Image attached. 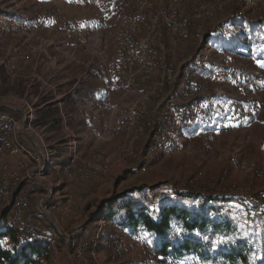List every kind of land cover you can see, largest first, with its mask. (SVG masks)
<instances>
[{"label": "rangeland", "instance_id": "rangeland-1", "mask_svg": "<svg viewBox=\"0 0 264 264\" xmlns=\"http://www.w3.org/2000/svg\"><path fill=\"white\" fill-rule=\"evenodd\" d=\"M140 13L142 19L134 23L131 19ZM162 13H170L169 16L175 17L173 20L178 22L180 18H186L187 37L179 41L169 40ZM0 14H7L0 19L3 25L0 29V78L6 84V87H0V98L5 97L1 101L14 108L27 101L29 94L42 96L49 92L62 106L65 90L75 92L82 81L98 77L95 82L100 90L97 94L99 99L91 107L81 106L73 127L65 124L68 130L63 127L61 133H50L56 136L62 134L61 137L66 139L83 132L95 137L92 149L88 143L84 145L80 159L96 160L99 156L98 162L107 160L109 170L106 173H97L87 179L66 178L54 170V163L50 165L52 153L46 146L49 136L47 138L44 129L26 128L31 136L26 134L29 137L25 138V142L36 154L31 141L34 139L46 154L45 160L40 157L41 165L44 161L48 162L51 166L49 174L55 182L51 183L44 174L45 188L47 193L49 190L54 192L63 212L59 221L50 213L55 226L51 224L57 234H62L59 235L63 240L56 238L49 264H79L70 241L97 239L99 222H92L90 217L103 200L127 193L137 197L141 189H144L142 196L148 199L153 209L160 208L161 204L158 206L156 200L154 202L146 196L148 191L204 195L213 201L217 210L227 206L230 216L239 214L241 222L233 221L235 232L210 233L203 237L204 241L214 239L242 243L241 239L247 238L250 246L263 244L262 229L248 232L243 225L244 221H249L250 213L254 218L264 214V0H0ZM98 30L107 36L106 42L101 43ZM79 31L83 36L78 34ZM208 32L214 38L209 46L205 45ZM247 33L258 35L252 52L226 51L231 43L240 41L239 44L243 45L240 36ZM143 40L163 46L165 60H174L179 66L177 77L171 84L163 83L161 64H156L151 74H146L149 78L140 81L139 74L142 73L139 72L146 69L143 70L139 62L134 66L135 72L122 67L124 75L137 81L138 92L114 94L117 111L125 112L145 103L154 113L167 101L176 103L177 95L181 94L179 91L187 87L185 69L188 67L193 72L196 64H204L217 74L205 78L204 84L198 82L200 85L210 90L211 94L216 86L225 92L224 97H216L208 116L202 117L199 134L192 138L187 136L180 152L150 161L141 157L143 146L149 140L148 129L139 141L130 138L123 130H114L113 139L102 137L106 114H109L103 110L105 64L125 57L127 50L139 48ZM137 56L140 59V55ZM208 78L220 79L224 83L216 85ZM195 80H199L198 76ZM240 81L247 89L241 88ZM59 86H65L64 92H58ZM154 91L163 94V98L151 95ZM168 92L174 93L171 100L167 98ZM198 98L193 100L198 101ZM234 105H240L245 113L251 115L241 125L230 127L228 116ZM63 184H68L64 190L60 187ZM41 190L42 187H38L32 196L34 210L38 209ZM218 200L225 201V205L216 204ZM182 202L186 205L190 201ZM173 226L183 228L178 222ZM141 233L144 234V231L141 230ZM116 234L121 242L116 260L98 251V243L87 251L86 263L149 264L153 261L142 241L144 236L140 240L128 238L120 230H116ZM250 253L247 254L248 264H254L263 257L260 252L259 255ZM195 259L198 257L190 256L174 264H190Z\"/></svg>", "mask_w": 264, "mask_h": 264}, {"label": "built area", "instance_id": "built-area-1", "mask_svg": "<svg viewBox=\"0 0 264 264\" xmlns=\"http://www.w3.org/2000/svg\"><path fill=\"white\" fill-rule=\"evenodd\" d=\"M140 15L141 13L134 15V18L131 20L134 23L139 22L142 19V16ZM169 15L170 13H165L162 16L163 24L168 27L166 35L170 38L169 40L179 41L187 37V19L180 18L179 23L178 21L173 20L175 17H170ZM2 17H7V14H0V19ZM2 27L3 25L0 24V29H2ZM97 33L101 37V43L107 41V36L101 33V31L98 30ZM78 34L83 36V33L80 31ZM152 43L154 42L151 41V43H149L148 40H143L139 48L127 50V55L125 57L122 56L120 58H116V61L105 64L106 73L103 76V83L105 87V93H103V110H106L109 114H106L107 120L103 126L104 135L102 137H105L108 140L110 138L113 139L114 135L112 132L114 130H123L130 138L135 141H139L145 136V130L148 129L149 140L144 144L141 152V157L144 161H150L162 155L168 156L180 152L182 150L183 142L189 134L192 136H197L199 134L202 129L200 121L203 120L202 117L208 116V113L211 112V108L213 110L212 106L216 97L222 98L225 96V92L219 86H216V89L214 88L215 92L211 94L210 90L200 85L198 81L195 80L198 76L197 72H191V70L187 67L184 71L187 79V87L179 91L181 94L177 95L178 99L176 103H174V101H167L165 106H159L154 113H152L151 109L145 103H140L125 112L117 111L115 102L113 101L114 94L123 92L136 94L138 92L137 81L132 77L124 75V69H128L132 72L136 71V68H134L136 62L141 64L143 70L144 68L146 69L143 72H139L142 73L139 74L140 81H145L149 78L146 74H151V70L154 69L153 67L156 64H161L160 68L163 70L164 77L163 83L171 84L176 79L179 70L178 64L174 60H165L163 46L159 43L152 45ZM137 55H140V59ZM152 59H154V62H151ZM122 67H124V69H122ZM119 68L121 69L119 70ZM121 78H123V81ZM208 80L216 85L224 83L222 80H217L215 78H208ZM240 86L241 88L247 89V86L242 81H240ZM149 94L150 92L146 95L147 100L149 99ZM151 95H156L157 99L163 98V94L157 93L156 91L151 92ZM173 96L174 93L171 94L168 92V99L171 100ZM198 97L200 98L198 101L193 100ZM61 99L62 98H57V100ZM83 101L86 105L88 104L87 100L83 99ZM23 114L24 117L20 123L12 116L0 113V168H2L0 170V174H2L0 179V214L4 210L10 208L13 221L26 239L42 244H49L54 247L57 241L56 237L43 225L41 221L32 215L30 211L29 195L22 192L13 199L11 198L13 190L21 186L24 181L35 184L37 188H40V186L45 187L47 183L44 174L48 175L49 172L48 162L44 161L45 163L41 165L40 157L45 160L46 154L41 151L38 157V155L28 149L18 138L20 133L29 134L26 128L28 130L32 129L35 118L34 111L31 108L24 110ZM250 115L251 114L245 113L240 105H234L230 109L228 116L231 124L230 127H237L238 125H241L244 121L249 119ZM64 128L68 130L67 126ZM7 156H23L22 159L18 161L17 170L12 171L10 179L7 178L6 173L7 167L5 163ZM98 158L99 156L96 160L80 159L79 138L78 136H72L69 138L68 157L60 167L61 173L68 179H87L97 173H106L109 170L108 161L105 160L100 163L98 162ZM100 159L102 161L101 157ZM51 192L52 190H49V193L45 196L42 195L39 197L40 201L37 206L40 211L38 209L37 210L46 217H48L50 213L58 211L61 208L60 204L57 203L53 204L51 207L47 206V203L53 197H51ZM183 195L186 194L178 192L167 194L160 191H152L151 193H149V191L146 192V196L153 199L154 202L156 200L158 206L159 204H165L167 207L185 208L192 213L199 214L200 216H212L223 219L226 222H230L231 225H234L233 221L239 220L241 222L238 217V213L235 215L236 217H234V215L230 216L227 206H223L224 208L222 207L217 210L213 205V201L207 196H194V194H188L186 196ZM184 200H188L190 202L184 205L182 202ZM125 202L126 200H121L118 207L124 206ZM217 203L221 204L222 202L218 200L216 204ZM136 209L137 207H135V210ZM249 218H247L249 221H244L245 224L243 225L246 231L256 232V229H262L264 231V214L254 218L250 213ZM98 222L99 234L97 235L98 237L96 240L73 239L70 241L71 246L74 248V257L79 264L83 262L87 264V251L94 244L99 243L100 236L106 225L105 216H101ZM210 233L213 235H221L229 234L231 232L229 230L212 232V229H210L203 234H196V238L203 239V237L208 236ZM193 238V235L184 227L173 226L168 240L173 246H178L187 240H193ZM207 244L213 252L226 253L232 247L237 245L243 246L246 243L242 244L235 241L224 242L212 239V241L207 240ZM246 245L248 248H251V255L253 253H255V255H259L260 252L263 256L262 259L256 261L254 264H264V242L262 245ZM120 249L121 242L118 239L114 240L110 246L111 257L113 260L118 258ZM191 261L192 262H190V264H234L231 262L221 263L205 261L201 260L199 257L198 259H195V261ZM239 264H248V261L247 263L241 261Z\"/></svg>", "mask_w": 264, "mask_h": 264}, {"label": "trees", "instance_id": "trees-1", "mask_svg": "<svg viewBox=\"0 0 264 264\" xmlns=\"http://www.w3.org/2000/svg\"><path fill=\"white\" fill-rule=\"evenodd\" d=\"M240 39L243 41V45L239 44L240 41L231 43L226 51L232 53H236L239 50L252 52L254 40L258 39V35L255 33L242 34ZM213 40V36L208 32L205 36V45L209 46ZM201 49L203 50L202 46ZM194 69L197 72L200 84H204V79L208 76L215 75V72L210 71L211 69L204 64H196ZM64 87L59 86L58 92H64ZM68 90H65V96L61 102L62 106L55 101L56 98L52 93L48 92L41 96L40 105L37 108L33 121L35 128L61 133L65 124L73 127L74 120L77 115L79 116V112H81L85 94H83L81 88L75 92H69ZM188 136L190 138L193 137L191 134ZM27 186L31 185L25 181L22 182L21 186L13 190L11 198L13 199L22 193ZM67 186L68 184H63L60 187L64 190ZM33 188L35 187L32 186L31 188L32 194L35 192ZM24 191L27 193L26 190ZM139 194L141 196L135 197L127 193L107 198L103 200L99 209L91 215L90 219L94 223H97L101 216H105L106 218L107 227L100 236L97 247L98 251L105 252L108 256H111L110 245L114 240L119 238L116 230L126 229L130 237L139 238L140 240L141 237H145V240L142 241H144V246L150 258L153 259L149 264H174L190 256H196L201 260L211 262H232L239 264V262L244 261L247 263V254L251 251V248H248L246 245L248 243L247 238L241 239L242 244L246 243L245 245L230 247L231 249L226 253L213 252L208 246L207 241L196 238V234H203L210 229L214 232L222 230L234 231L233 225L230 222L212 216H200L185 208L167 207L165 204L159 205L160 208L158 209H153L149 206L148 199L142 196L144 189H141ZM28 195L32 215L41 221L56 238L63 240L55 231L50 220L36 208L34 210L33 195ZM55 196L47 203L48 207H51L55 203L60 204V201ZM121 200H126L125 205L118 207ZM222 203L226 202L222 201ZM135 207H137L136 210ZM175 222L181 223L193 235V240H187L178 246H173L168 238ZM141 230L144 231V234L141 233ZM84 236L89 235L85 234ZM52 253L53 247L51 245L30 241L22 235L12 219L11 209L4 210L0 214V264H49Z\"/></svg>", "mask_w": 264, "mask_h": 264}, {"label": "crops", "instance_id": "crops-1", "mask_svg": "<svg viewBox=\"0 0 264 264\" xmlns=\"http://www.w3.org/2000/svg\"><path fill=\"white\" fill-rule=\"evenodd\" d=\"M9 28H10V26L7 27V29H9ZM97 79H98V77L97 78L96 77H90L89 80L82 81L80 84H78L79 87L82 89L83 94H85V98L84 99L87 100V103L89 104V105L88 104L86 105L85 103H83L86 107L93 106L94 102H96L99 99L97 94H98V91H100V90L97 87V84L95 82ZM1 80L2 79L0 78V87H2V86L6 87L5 82L3 80L1 82ZM4 99H5V97H1L0 98V113L6 114V115H10V116L14 117L18 122L21 123V121L23 120V117H24V114H23L24 110L31 108L34 111V114H36L37 108L40 105L41 96H33V95L29 94L28 97H27V101L23 102L22 105L18 104L14 108H12L5 101H1V100H4ZM87 120L88 119H86V121ZM87 123H89V125L92 126V123L90 124L89 120H88ZM43 131L47 135V138L49 136V138L47 140V142H48L47 144L48 145H46V146H47V148L50 149V151L52 153V157L50 159V165L52 166V163H54L55 164L54 165V170L55 171L58 170L59 173L61 174L60 167L66 161V159L68 157V154H69V139H66L65 137L62 138L63 137V136L61 137L62 134L59 135V136H56V134L54 135V134H52V133H50L48 131H45V130H43ZM27 137H29V136L26 135V134H23V133H20L18 135L19 140L28 149H30V150H32L34 152L35 150L31 147V145L29 143L25 142V140H26L25 138H27ZM78 138H79V151H80L81 154H82V152H84L83 147H84V145L87 146V143L89 144L91 149L93 148L95 137L92 138V137L89 136V134L87 132H83V133H81L78 136ZM31 141H32V145L37 150L36 155H38L40 153V151H42L41 147L38 145V143L34 139H32ZM22 157L23 156H14V157L7 156L6 157L5 165L7 167L6 173H7V178L8 179H10L12 171H16L17 170L18 161H20L22 159ZM50 167H49V169H50ZM1 169L2 168H0V170ZM1 177H2V174H0V179H1ZM47 177L49 178V181L51 183L55 182L54 178L52 179V177L49 174V172H48ZM29 184L31 186L25 187L24 190H26L27 194L35 195V193L38 190V188L33 183H29ZM32 186L35 187V188H33L35 190V192L33 194H32V191H31ZM24 190H23V192H25ZM43 193H45V195L47 194V189L45 187H42V190L40 191V197L43 195ZM62 213H63L62 209L60 208L58 211L52 212V214H53L52 217L54 219L56 218V220L59 221V218H60V220L62 218ZM88 228L92 229L90 226ZM120 231L123 232L124 235L126 234V237L129 238L128 230L121 229Z\"/></svg>", "mask_w": 264, "mask_h": 264}, {"label": "water", "instance_id": "water-1", "mask_svg": "<svg viewBox=\"0 0 264 264\" xmlns=\"http://www.w3.org/2000/svg\"><path fill=\"white\" fill-rule=\"evenodd\" d=\"M40 152H41V151H40ZM53 195H54V192L51 193V197H52ZM8 209H10V208H8ZM48 218H49L50 222L54 224V221H53V219L51 218L50 215H48ZM54 226H55V224H54ZM59 234L62 236V234H61L60 232H59ZM63 237H66V236L63 235Z\"/></svg>", "mask_w": 264, "mask_h": 264}]
</instances>
